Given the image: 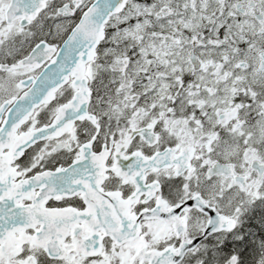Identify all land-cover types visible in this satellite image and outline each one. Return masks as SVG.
I'll list each match as a JSON object with an SVG mask.
<instances>
[{
  "label": "snow or ice",
  "instance_id": "obj_1",
  "mask_svg": "<svg viewBox=\"0 0 264 264\" xmlns=\"http://www.w3.org/2000/svg\"><path fill=\"white\" fill-rule=\"evenodd\" d=\"M0 264H264V0H0Z\"/></svg>",
  "mask_w": 264,
  "mask_h": 264
}]
</instances>
